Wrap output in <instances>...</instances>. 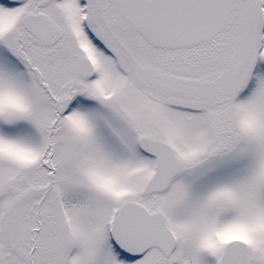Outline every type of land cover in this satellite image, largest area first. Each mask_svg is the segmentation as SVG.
Returning a JSON list of instances; mask_svg holds the SVG:
<instances>
[{"label": "snow or ice", "instance_id": "obj_1", "mask_svg": "<svg viewBox=\"0 0 264 264\" xmlns=\"http://www.w3.org/2000/svg\"><path fill=\"white\" fill-rule=\"evenodd\" d=\"M0 264H264V0H0Z\"/></svg>", "mask_w": 264, "mask_h": 264}]
</instances>
